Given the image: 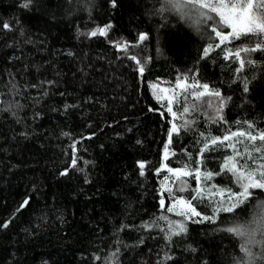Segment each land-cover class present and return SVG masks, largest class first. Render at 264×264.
Returning a JSON list of instances; mask_svg holds the SVG:
<instances>
[{
    "label": "trees",
    "instance_id": "16d2710c",
    "mask_svg": "<svg viewBox=\"0 0 264 264\" xmlns=\"http://www.w3.org/2000/svg\"><path fill=\"white\" fill-rule=\"evenodd\" d=\"M26 2L0 0V264H246L244 240L226 229L251 221L264 190L216 214L193 191L194 176L179 191L167 169L200 164L211 181L241 191L221 171L231 149L211 139L264 132V52L229 55L253 37L205 55L218 42L211 28L168 0ZM182 80L221 95L197 99L203 88H189L171 104L174 118L153 86ZM173 124L180 130L169 142ZM177 197L201 215L167 211ZM177 221L186 231L173 235ZM252 251L264 264V248Z\"/></svg>",
    "mask_w": 264,
    "mask_h": 264
},
{
    "label": "snow or ice",
    "instance_id": "6c2138e0",
    "mask_svg": "<svg viewBox=\"0 0 264 264\" xmlns=\"http://www.w3.org/2000/svg\"><path fill=\"white\" fill-rule=\"evenodd\" d=\"M31 3V0H27V2L23 5L24 7H28ZM168 4L171 6V9L175 10L177 13H183L187 15L185 10L191 11L195 10L197 20L196 23H202L206 21H213L214 26L211 27V32L218 39V43L213 45L209 43L208 47L204 49L205 55L213 47H220V45L224 44L226 41L231 42L232 39L239 40L241 37H253V46L252 47H243L240 46L236 49L234 53L229 50V55H234L239 58L241 52L244 53H254L257 51L264 52V0H168ZM113 6H115V0H113ZM9 25L5 24L4 28H8ZM110 27V26H109ZM230 29V32H225V29ZM106 29H99L100 34H105ZM92 36H96L97 32H92ZM140 39H145L144 35L140 36ZM131 59L135 61L137 64H140V61L136 60L135 56H132ZM252 61H248L251 63ZM245 60H240L241 67L244 66ZM144 69L141 66L139 68V72L143 73ZM181 89L187 90L186 84H178ZM155 87V86H154ZM192 88L202 87L204 91L202 92H194L192 95L199 99L203 97L205 94H210L219 97L221 94L219 91L211 92L209 90V86L194 84L191 85ZM174 91V90H173ZM245 91H247V87H245ZM186 99V97H185ZM172 104V100H169V105ZM219 110V109H218ZM189 107L183 108V113H189ZM168 112L172 114L175 118L177 116L176 112H173L171 106L168 107ZM222 119V118H221ZM187 123L185 127H187ZM251 127V126H250ZM179 128L176 124L172 125L171 132L169 133V142H171V135L173 132L178 133ZM233 137H247L253 145L255 142L259 140L260 142H264V132L258 134H252L251 132H233L229 135H225L222 138L216 137L211 139V145L224 144L225 142H229L226 146L231 148L233 151V155L227 156L225 158V162L222 165L221 171H228L235 175L236 182L240 185L242 191L238 193H232L230 190L228 191V206H224L223 202H221L215 210V213L218 214L220 211H224L227 213H231L235 208L243 204L248 198L251 196L250 189H261L264 190V163H261L256 166L254 169H249L247 166V160L252 159L251 153L248 152L247 147H245L244 151L241 152L236 148L235 143H231ZM239 142V141H237ZM210 147L209 144H205V150ZM254 151L257 153L264 152V143L260 145H255ZM203 152H201V156ZM165 156H167V149L165 150ZM245 160V164H240V159ZM259 159L264 160V156L259 157ZM75 163V161L73 162ZM199 163V161L197 162ZM145 165L143 163L140 164V168L143 169ZM169 173L174 175L176 181L180 182L181 187H179V191H184L183 185L186 184V181L182 180V177L194 176L197 184H200L201 181V171L199 168H196L194 171L184 169H167ZM217 175L219 173H216ZM205 179H211L213 177V173L206 172L203 174ZM165 182L168 181V177L164 178ZM215 187L214 185L212 186ZM167 191L169 194L172 192V188L168 187ZM200 198H203V188L193 189ZM211 195H219L223 197L224 192L219 190L217 192L211 193ZM196 196L193 197L195 199ZM28 201L25 200L21 207L27 205ZM161 207L164 206L165 201L161 199L160 201ZM177 205L187 206L188 211L192 215H188L185 211L181 210L177 214L181 216H185L187 219H192V216H200V213H197L195 208L191 206L189 201H186L183 197H177L173 205L167 208V211L172 212L176 209ZM255 215L252 217L250 222L243 223H233L232 226L228 227L226 231L229 233H233L238 237H241L244 240V243L241 244V250L244 252L245 257L247 258L246 264H254L256 260V255L252 251V246L261 245L264 248V202L260 203L257 208L254 210ZM216 214L213 217H202L200 220H194L193 222L200 223L204 220H209L211 222H215ZM162 219H167L166 217H162ZM5 227L7 225H4ZM178 228L179 232L175 231ZM169 229L171 234L177 235L186 231V227L183 222L177 221L169 224ZM259 236V239L257 238ZM261 258L264 259V251L261 252ZM242 264H245L244 259L242 258Z\"/></svg>",
    "mask_w": 264,
    "mask_h": 264
},
{
    "label": "rangeland",
    "instance_id": "374dc122",
    "mask_svg": "<svg viewBox=\"0 0 264 264\" xmlns=\"http://www.w3.org/2000/svg\"><path fill=\"white\" fill-rule=\"evenodd\" d=\"M185 11L187 12V15H185L183 13H180V14L183 16V18L187 22L191 23L192 25H195L198 27L206 25L210 28L212 26H214L213 21H206V22H202L199 24L196 23L197 16H196L195 10H191V11L185 10ZM230 31H231L230 29L225 30L226 33L230 32ZM178 84H186V86H187L186 91H188L189 88H192L191 85H193L191 83L189 84L188 82H186L184 80L180 81ZM178 84L176 86L170 87V86H167L165 84L157 83V84H154L155 87L153 86V90H154V93L158 97H160L162 99H167L168 102H169V100H172V103H173L175 100L180 99L182 96L187 97L186 91L184 89H181L178 86ZM202 91H204V89H202L201 92ZM193 98H195V97L193 96ZM171 107H172V105H171ZM236 132H251L252 134H258V133L252 132L251 130H247V131L242 130V131H236ZM259 133H261V132H259ZM229 134H231V133H229ZM229 134H225V135H229ZM225 135H223V136H225ZM223 136H221L220 138H222ZM237 141H239V142H237ZM228 143L229 142H225L224 145L226 146ZM231 143H235L236 148L238 150H240L241 152H243L245 147H247L248 152L251 153V155H252V159L247 160V166L249 169H254V168H256L257 165L264 163V160L259 159V157L264 156V152L257 153L253 150V153H252V149H251V148H254L255 145H260L261 143H264V142H260L259 140H257L255 142V145H253V143L250 140H248L247 137H233ZM231 155H233L232 149H231ZM237 159H240V158L238 157ZM240 164L241 165L245 164V160L240 159ZM199 169H200L202 175H201L200 184L199 185L197 184V186H198V188L204 189V192L202 194L203 198H207V199L214 201V203L216 204L215 205L216 208L218 207V205L221 202H223L224 206H228V191L230 190L232 193H238V192H235L234 190H232L230 188H225L223 186H220V185L216 184L215 182L211 181V179H205L203 174L208 172V171H205L204 169H202L200 164H199ZM213 185L215 186L214 188L212 187ZM219 190H222L224 192L223 197H221L219 195H215V196L211 195V193L217 192ZM241 191H242V189H241ZM196 196L198 198H200V196L197 195V193H196ZM191 206L194 207L192 205V203H191ZM181 210L189 212L187 206L177 205L175 211L179 212ZM196 212H197V210H196Z\"/></svg>",
    "mask_w": 264,
    "mask_h": 264
},
{
    "label": "bare ground",
    "instance_id": "6f19581e",
    "mask_svg": "<svg viewBox=\"0 0 264 264\" xmlns=\"http://www.w3.org/2000/svg\"><path fill=\"white\" fill-rule=\"evenodd\" d=\"M169 7H171V6H169ZM179 17H180V16H179ZM207 25H208V24H207ZM196 66H198V65H196ZM193 67H194V66H193ZM199 68H200V67H199ZM199 68H198V69H199ZM182 72H183V71H182ZM197 72H198V71H197ZM192 73H193V72H192Z\"/></svg>",
    "mask_w": 264,
    "mask_h": 264
}]
</instances>
